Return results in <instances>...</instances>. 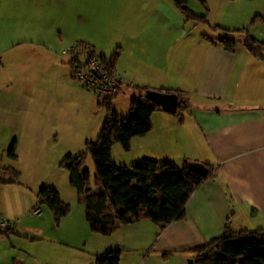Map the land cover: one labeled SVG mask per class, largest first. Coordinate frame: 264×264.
<instances>
[{"label":"crops","instance_id":"1","mask_svg":"<svg viewBox=\"0 0 264 264\" xmlns=\"http://www.w3.org/2000/svg\"><path fill=\"white\" fill-rule=\"evenodd\" d=\"M174 1L0 0V166L18 173L19 183L0 184V220L16 222L12 232L34 231L42 241L36 193L41 186L59 189L44 184L41 174L55 170L101 126L102 97L70 79L71 65L61 54L75 44L105 60L117 55L116 115L122 90L125 112L137 94L133 88L187 95L181 122L162 111L151 114L150 132L130 142L133 161L185 159L212 170L180 220L159 227L139 221L98 241L120 252L118 264H191L190 249L219 237L224 227L264 226V62L240 46L228 54L209 44L202 36L212 38L196 30L206 24L186 21ZM204 1L212 7V0ZM224 1L213 0L218 11ZM10 147L15 160L4 155ZM71 212L60 226L74 222ZM162 254L171 256L163 260ZM95 255L83 261L82 253H60L52 264H92ZM20 256L2 251L0 264H47V256Z\"/></svg>","mask_w":264,"mask_h":264},{"label":"trees","instance_id":"2","mask_svg":"<svg viewBox=\"0 0 264 264\" xmlns=\"http://www.w3.org/2000/svg\"><path fill=\"white\" fill-rule=\"evenodd\" d=\"M192 1L207 11L204 0ZM174 4L186 21L207 24L205 15H193L187 8L181 10L185 6L184 2L175 0ZM237 32L243 35L241 41L208 39L204 36L202 39L209 44L219 45L228 54L240 46L251 58L264 62V43L250 37L246 29ZM116 57L115 53L106 60L100 57L105 70L110 74H113ZM133 90L137 94L129 99L125 118L116 115L111 100L102 98L97 107L103 111V119L95 138L85 141L77 155H65L57 163V169L66 172L68 185L75 191L77 203L83 208L84 222L89 232L103 238L112 236L120 226L143 220L157 227L180 220L192 193L202 182L212 177V170L207 165H204L207 168L204 178L193 174L187 167L188 161H182L179 169L168 159L158 164L152 159L141 158L131 166H118L111 161L112 146L117 144L123 152H128L132 139L150 132L151 114L160 111L144 99L143 94L147 89ZM172 94L177 97V107L171 116L181 122L183 113L190 106L189 100L183 92L175 91ZM4 155L9 160H15L13 147ZM86 156L93 163L94 182L100 188L98 192L88 188L89 172L83 168ZM9 169L0 166V184L19 185L18 173ZM4 171L9 172L10 179L1 177ZM36 200L47 208L55 227L70 213V205L61 200L59 194L50 187L41 186L36 193ZM0 222L9 226V229L0 231V237L11 235L14 226L4 220ZM190 254L191 264H264V226L253 231H232L226 226L219 237L193 247ZM169 256L162 254L161 259L166 260ZM119 257L120 252L117 250L103 252L94 256L92 264H118Z\"/></svg>","mask_w":264,"mask_h":264},{"label":"rangeland","instance_id":"3","mask_svg":"<svg viewBox=\"0 0 264 264\" xmlns=\"http://www.w3.org/2000/svg\"><path fill=\"white\" fill-rule=\"evenodd\" d=\"M179 1L184 2V7L187 8V10L193 15L199 14L205 15L206 18L209 17V19H207L209 27H207V24L205 26L199 25L196 29L198 30V32L205 34L209 38L242 40L243 35L237 31L246 29L248 33L256 36V40L264 43V0H233L231 2L224 1V7L219 11L217 5H214V2L212 0V7L210 6L211 4L205 6L207 10L206 12L194 1ZM182 8L183 7H181V9ZM254 17H257L256 20L254 19ZM252 21L253 23L251 24ZM63 50L61 52L62 55ZM64 59L70 62L68 57H64ZM122 91L119 92L116 97L117 116L119 118H125L127 116V112H125V105L122 100V97H124ZM114 102L115 101H113V103ZM101 112L103 115L102 110ZM81 150L82 146L80 148L71 150V153L67 154L74 156L80 153ZM61 151L62 149H60V152ZM135 154V151H133L132 149L129 152H123L117 144H114L110 151V157L112 161L115 165L118 166L134 165L137 162L133 161ZM1 159L5 160L4 155L1 157ZM171 161L174 163L177 169L181 168V162L178 161V159L175 160L174 158H171ZM184 161L188 160L184 159ZM47 166L45 167V169H47ZM83 168L89 172V190L95 192L100 191L99 186L94 182V168L89 156H86ZM41 175L45 179H42V182L44 184L54 185L59 189V196L71 207L72 212L69 219L73 217L74 222L68 225V227L60 226V224L55 227L52 221V217L47 208L42 204H37L39 213H41L40 219H42L41 224L39 225L41 230L38 232L42 235V241H35L37 237L36 234L33 233L34 231L24 233L22 230L20 232L19 230H16L17 233L13 232L12 234L15 235V240H13L11 235L9 236L10 238L8 240L6 237H0V252L4 251L9 255H11L12 252L19 259H24L20 256L23 254L31 255L33 258L37 259H41L42 257L47 256V261L44 262H46L47 264H52L59 263V261L53 260V258H59L60 253H82L83 261L90 259L92 261L93 259L90 256L91 254H100L103 252L111 251L107 250L108 247H104V244H99L98 242L106 241L105 238L91 234L89 232L84 222V218L83 216H81L82 206L77 203L75 191L68 185L66 172L57 168L53 171L48 172L47 169V172H44ZM1 177L5 179L8 177V174L1 172ZM9 224L16 226V222H11ZM32 225L33 224L31 221L30 226ZM69 231L72 232L68 234ZM73 235L75 236L73 237ZM93 240L97 241L94 242Z\"/></svg>","mask_w":264,"mask_h":264},{"label":"built area","instance_id":"4","mask_svg":"<svg viewBox=\"0 0 264 264\" xmlns=\"http://www.w3.org/2000/svg\"><path fill=\"white\" fill-rule=\"evenodd\" d=\"M71 64L70 78L78 85L93 91L103 99L112 100L120 86V79L105 70L103 60L86 45L75 44L63 50ZM37 211L30 213L37 215ZM9 229V226L0 222V231Z\"/></svg>","mask_w":264,"mask_h":264},{"label":"water","instance_id":"5","mask_svg":"<svg viewBox=\"0 0 264 264\" xmlns=\"http://www.w3.org/2000/svg\"><path fill=\"white\" fill-rule=\"evenodd\" d=\"M185 7L182 9L184 10ZM145 100H148L156 107L160 109L163 113L173 114L177 107V97L172 93H164L158 91H145L143 94ZM190 172L196 174L197 176L204 178L207 174V168L196 162H190L187 165ZM40 203V200L38 201Z\"/></svg>","mask_w":264,"mask_h":264}]
</instances>
